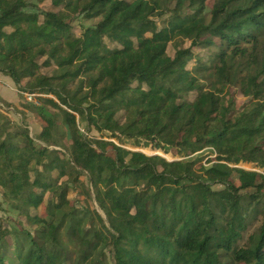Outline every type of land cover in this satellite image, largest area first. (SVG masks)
<instances>
[{
  "label": "trees",
  "instance_id": "1",
  "mask_svg": "<svg viewBox=\"0 0 264 264\" xmlns=\"http://www.w3.org/2000/svg\"><path fill=\"white\" fill-rule=\"evenodd\" d=\"M46 1L53 11H26ZM212 1L207 21V0H0V73L62 113L71 143L65 162L50 149L64 145L52 141L56 124L42 105L30 109L49 130L46 145L26 128L19 144L0 139L3 202L35 228L0 226V264L7 236L15 264H264V174L235 167L253 161L264 170V0ZM72 12L101 20L76 37ZM165 14L159 27L155 17ZM176 39L190 47L171 57ZM194 48L216 51L203 62ZM227 86L247 102L237 109ZM92 129L119 144L91 137ZM126 142L185 156L210 149L215 158L208 167L199 157L167 161ZM78 172L102 227L96 209L75 208L58 184ZM57 188L63 198H50L38 220L32 211ZM46 251L56 256L46 261Z\"/></svg>",
  "mask_w": 264,
  "mask_h": 264
},
{
  "label": "rangeland",
  "instance_id": "2",
  "mask_svg": "<svg viewBox=\"0 0 264 264\" xmlns=\"http://www.w3.org/2000/svg\"><path fill=\"white\" fill-rule=\"evenodd\" d=\"M212 0H207L206 2V9H205V16L206 20L209 21L210 15L209 12L212 7ZM38 6L37 8L40 11H53V7L51 6L49 1L44 2L43 4L36 5L35 2L29 5L26 11L29 12H37L34 10L33 6ZM170 8L172 6H169ZM39 11V12H40ZM73 13V12H72ZM74 14V21L72 24V32L76 37H80L81 29L88 28V27H94L100 22V18L98 19H85L82 15H80L78 12L73 13ZM170 17V14H165L162 17H155V20L158 23L159 27H162L164 21H166ZM178 47V49H185L190 47V42L188 40H182V39H176L172 43H170L167 47V54L171 57L174 56L175 49ZM216 51L215 48H211L208 50L204 49H198L194 48L193 52L195 53V59L202 60L203 62L209 61L213 53ZM193 59L188 64V69H192L196 64L197 61ZM54 70L53 67L51 68H43L42 72L46 75H49ZM206 76H208L205 73H201L199 76V81L203 85H208L209 82L206 80ZM12 80L6 76L0 73V88L2 90L0 94V139H12L14 143L19 144L21 142V134L23 133V130L26 128L29 130L30 136L36 141V144L39 146L46 145V142L49 138V130L46 126V124L42 121L41 118H39L38 114L34 113L32 109H30L31 105L35 107H40L41 105L44 107V110L46 111V114L49 117H52L55 121L56 128L52 132V141L64 145V148L59 146H53L49 145L50 149L58 150L60 153V157L64 162L66 161L68 155L71 143L68 140L66 136V131L63 126V114L60 113L58 110L52 108L51 106L41 104L40 101H38L37 95H33L31 101L27 98V93L19 92L18 88L14 85H12ZM14 84V83H13ZM88 87V86H87ZM225 96L227 97L228 101L232 100L235 103V107L238 109L243 104L247 102V99L244 98L240 92V90L234 86H227L225 87L224 91ZM54 101L57 102V100L52 97ZM192 97L188 96V99L190 100ZM11 101V102H8ZM116 119L123 120V112H119L116 117ZM77 125L80 127L81 132L85 133V127L86 124L83 123L78 116H76ZM111 133H109L108 130H105L103 132H97L95 130L90 131V136L94 138H103L104 140H108L113 142L114 144H119V141L115 139H110ZM121 146L129 151H141L145 153L146 155H158L166 159L167 161H179V160H191L196 159L197 157L202 159V164L205 167H208L210 164L207 162L208 160H213L215 158V155L210 153V149H205L201 152H198L194 155L185 156L182 153H179L176 149H171L169 153H164L163 151H160L161 153H157L156 149H152L151 147H147L148 152H144L141 149L144 148L142 146L135 147L132 142H126V143H120ZM145 149V148H144ZM168 155V156H166ZM38 163L36 165V169L39 173L44 172L42 166L40 165L39 159L37 160ZM232 166V165H231ZM234 166V165H233ZM235 167L242 168L249 171H259L264 172V170H259L253 161L250 163H240L239 165H236ZM250 167V169H249ZM53 178H56L57 174L53 173ZM69 179V180H68ZM236 184L238 183L235 181ZM64 183L67 187V194L66 197L69 199L70 204L74 206L75 208H86V206H89L90 209L95 210L94 214L96 216V219L98 221V224L100 227H102L105 223V217L104 214L100 211V209L97 207V205L91 200L88 199L86 196V190L89 187V184L87 182V178L85 174L78 172L75 175H71L70 178H62L59 180V183ZM250 193L255 192L254 189L247 190ZM2 190L0 189V204H1V210H0V226L4 229H14V230H22L27 229L30 232L33 233L34 227L28 225L23 217H20L17 212L12 211L9 207V204L6 202H3V196H2ZM54 195V196H53ZM50 198H54L55 200H60L63 198V193L60 188H57L54 190V193H47L45 195L43 204L38 208L36 211H32L35 215L38 216V220L42 218H46L45 208L47 202L50 200ZM260 224L256 223L254 226L249 227L248 231L243 234L244 241L248 238V236L253 233L256 229V227ZM7 243L10 245V248L8 250V256H7V264H15L16 258L14 251L12 249V237L7 236L6 238ZM243 242L240 243V245L243 244ZM56 254H53L49 251L45 252L46 261L50 259V257H54Z\"/></svg>",
  "mask_w": 264,
  "mask_h": 264
},
{
  "label": "built area",
  "instance_id": "3",
  "mask_svg": "<svg viewBox=\"0 0 264 264\" xmlns=\"http://www.w3.org/2000/svg\"><path fill=\"white\" fill-rule=\"evenodd\" d=\"M32 97H33V95L27 94V98H28L29 101H31ZM261 173L264 174V172H261Z\"/></svg>",
  "mask_w": 264,
  "mask_h": 264
},
{
  "label": "crops",
  "instance_id": "4",
  "mask_svg": "<svg viewBox=\"0 0 264 264\" xmlns=\"http://www.w3.org/2000/svg\"><path fill=\"white\" fill-rule=\"evenodd\" d=\"M12 85L14 86V84H13V83H12ZM0 91L2 92L1 88H0ZM1 92H0V94H1ZM8 102H11V101H8Z\"/></svg>",
  "mask_w": 264,
  "mask_h": 264
},
{
  "label": "water",
  "instance_id": "5",
  "mask_svg": "<svg viewBox=\"0 0 264 264\" xmlns=\"http://www.w3.org/2000/svg\"><path fill=\"white\" fill-rule=\"evenodd\" d=\"M139 152H141V151H139ZM143 153V152H142ZM145 154V153H144Z\"/></svg>",
  "mask_w": 264,
  "mask_h": 264
}]
</instances>
